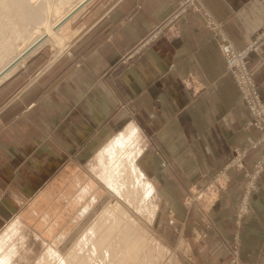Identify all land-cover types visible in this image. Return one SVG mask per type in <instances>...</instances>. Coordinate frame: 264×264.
Returning <instances> with one entry per match:
<instances>
[{"label":"crops","instance_id":"obj_1","mask_svg":"<svg viewBox=\"0 0 264 264\" xmlns=\"http://www.w3.org/2000/svg\"><path fill=\"white\" fill-rule=\"evenodd\" d=\"M184 1L88 0L59 29L71 54L42 45L26 69L0 82V194L8 189L13 203L20 188L37 192L61 168L88 179L74 182L78 196L89 184L85 196L101 193L90 165L116 136L136 130L144 170L179 211L190 189L211 188L224 169L226 187L207 213L195 205L192 228L199 264H229L221 236L231 234L245 175L224 166L259 133L245 127L248 110L219 42L253 41L264 30V0H194L176 15ZM248 67L264 100L263 40ZM259 154L252 150L247 166ZM250 206L242 257L264 264V174Z\"/></svg>","mask_w":264,"mask_h":264},{"label":"rangeland","instance_id":"obj_2","mask_svg":"<svg viewBox=\"0 0 264 264\" xmlns=\"http://www.w3.org/2000/svg\"><path fill=\"white\" fill-rule=\"evenodd\" d=\"M76 1L77 0H64V2L63 0H0V68L10 60V58L16 55L33 36L37 35L36 30L39 25H42V21H53L59 15V12L55 10L57 6L59 7L61 4L59 10L62 11L70 7ZM27 10L29 11L27 12ZM30 11L33 13V16L28 14ZM42 29H44V25L41 26V30ZM261 33H259L253 41L245 45L253 43ZM43 45H46L45 47L49 49L51 47L63 48L61 51H57L58 49L54 48L56 49L54 50L56 54H64L65 52L71 54V51H69L70 49L64 44L60 46L54 44L52 41H48ZM257 48L254 47L250 50V53ZM27 57L25 58L26 62L21 63V66H18L19 68L17 69H26ZM231 76L233 77L232 74ZM233 79L237 85L234 77ZM254 81L257 84L258 90V83L256 80ZM262 101L264 102L263 99ZM244 102L248 110V121L251 114L247 101L244 100ZM251 124L253 125H247L245 123V127L247 129H256L259 133V137L250 147L235 148L224 166L227 167V169L234 168L237 171H244L245 175L239 207H237L235 213V221H233L230 227L231 234L229 237L221 236L225 248V256L223 259L229 262V264H247L242 257L243 240L241 236V227L243 218L250 213L251 197L256 182L261 175L264 174V118L256 115V121H252ZM104 148H106V146L103 147L102 150ZM256 148H259L260 154L251 165L247 166L245 159L247 155ZM98 158L99 156H97L96 161L90 166L98 176L97 180L99 182H94L97 184L95 186L100 187L101 193L98 192L96 195H91L92 193L90 195L88 194L81 198L79 202H75L74 198L78 196L80 186H76L74 182H84L85 180L88 181V179L67 178V174L70 173L69 170L62 176V168L54 172L52 177L46 179L38 188L37 192H29V188L26 187L20 188L19 192H17V199L13 200V203L8 189L5 190L4 196L0 194V206H2L0 207V237L6 234L13 225L17 228L14 234V237L16 236V252L13 250L12 256L7 264H43V256L47 252L48 247L50 248L51 246L55 251H58L59 254H55L48 264L61 262L62 258L69 255L68 251L76 247L79 239L82 238L84 234L87 235L88 230L91 229L98 220L97 216H99L108 205L111 203L114 204L118 198L119 200L121 199L125 206L129 207L131 210H129V213L132 218L144 225L148 235V242L144 247L145 250H141V256H139L133 264H141L143 258L147 264H199V256L196 253L197 249L194 245L197 233L192 228V223L195 221L193 214L196 211L194 207L196 204H199L201 207L200 210L207 213L213 204L216 203L220 197L218 191L228 182L227 177L220 173L221 171L223 172L224 169L220 170L213 178L210 185H208L211 186V188L201 187L197 190H189L190 193L185 195L184 203L181 204L185 209L183 211H179V201L175 202L174 196L167 194L164 189H162L163 186L161 187L159 185L158 180L155 183L153 177L148 176L156 187V190L150 194V199L148 198L154 205L152 212L142 213L119 197L116 192L111 191L112 188H109L100 177V173L103 172V170L100 168ZM139 163L144 170L141 156ZM91 181L93 182V179ZM89 185H86L85 188L88 189ZM209 189L215 192H210ZM106 195H108L107 201L105 199ZM94 196L96 200H94ZM84 206L90 209L85 210L86 208L84 209ZM84 211L91 212L89 219L84 216ZM118 214L120 215L119 212ZM114 216L117 217L116 214H114ZM198 230L199 234H201L204 233L206 228L201 227ZM7 240L8 241H6L4 245V247L7 248L0 252V257L3 256L4 251L10 252L9 249L11 248L10 246H12V241L10 240V242L9 239ZM8 242L9 244H7ZM102 257L103 256H100L99 258L102 259ZM118 260V257H116V263H120V260ZM150 260H153L152 263L149 262ZM94 261L96 262L95 264H99L97 258Z\"/></svg>","mask_w":264,"mask_h":264},{"label":"bare ground","instance_id":"obj_3","mask_svg":"<svg viewBox=\"0 0 264 264\" xmlns=\"http://www.w3.org/2000/svg\"><path fill=\"white\" fill-rule=\"evenodd\" d=\"M87 1L77 0L70 7L62 11L59 10L60 4L59 7L57 6L55 8L59 12V15L53 21L45 20L43 22L41 20L44 29L41 30L42 25H39L36 30L37 35L33 36L16 55L10 58L0 68V82L15 71L17 65L21 66V63L26 62L25 58L28 55L35 52L46 42L52 41L54 44L63 45L66 38L69 37L61 35L62 33H59V29ZM31 11L28 14L33 16ZM140 146L136 130H133L129 134L122 132L106 145V148L98 154V159L100 168L103 170L100 173V177L109 188H112L111 191L116 192L119 197L128 202L132 207L137 208L142 213H146L153 211L154 204L149 200V196L156 190V187L139 163L140 155L142 154V148ZM91 185L88 186V189L85 188L82 190L78 201L87 194ZM105 197L107 201L108 195ZM129 210V207L125 206L119 198L114 204L111 203L108 205L97 216L98 220L88 230L87 235L84 234L77 242L76 247L68 251L69 255L62 258V261L56 264H95L96 262L94 260L96 258L99 260V264H133L141 256V250L144 249L148 242V235L144 225L141 222L135 221L130 215ZM84 216L89 219L91 212L86 211ZM13 227L0 237V252L7 248L4 247L6 241H8L7 239L12 241V246L9 249L10 252L4 251L3 256L0 257V264H7L12 256L13 250L16 252V236L14 237V234L17 228ZM55 254H59L58 251H55L52 246L50 248L48 247L47 252L43 256V264L50 263ZM100 256H103L102 259L99 258ZM116 257H118L120 263H116ZM152 261L150 260L149 262L152 263ZM141 264H147L144 258Z\"/></svg>","mask_w":264,"mask_h":264},{"label":"built area","instance_id":"obj_4","mask_svg":"<svg viewBox=\"0 0 264 264\" xmlns=\"http://www.w3.org/2000/svg\"><path fill=\"white\" fill-rule=\"evenodd\" d=\"M193 1L194 0H185L180 5L178 11L175 14L179 15L191 7ZM261 40H264V30L253 43L244 45L242 47L235 46L231 40L223 35L220 37L219 42L220 49L226 62V68L235 78L243 100H246L248 103L247 105L249 107L251 116L246 122L247 125H253L251 123L252 121H256V115L264 118V102L258 94L257 84L254 81L255 79L247 67L250 50H252L254 47L257 48Z\"/></svg>","mask_w":264,"mask_h":264}]
</instances>
